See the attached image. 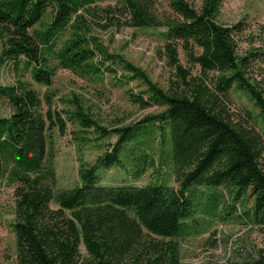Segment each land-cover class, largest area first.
I'll list each match as a JSON object with an SVG mask.
<instances>
[{"label":"trees","instance_id":"1","mask_svg":"<svg viewBox=\"0 0 264 264\" xmlns=\"http://www.w3.org/2000/svg\"><path fill=\"white\" fill-rule=\"evenodd\" d=\"M223 1L202 0L196 6L169 0L170 12L159 14L152 0H0V70L12 64L18 76L13 84L0 83V100L11 108L10 115L0 116V190L15 188L18 264H188L181 261L178 238L202 223L211 225L223 191L231 201L219 218L242 219L235 213L241 206L264 235V128L256 126L252 110L235 111L230 96L238 82L264 116V33L258 45L256 37L240 53L244 27L218 22ZM122 17L130 27L165 28L167 60L175 70L167 88L110 53L92 34L97 19L114 26ZM180 44L198 74L181 64ZM113 66L126 72L122 79L146 85L148 95L130 91L133 104L161 111L109 129L76 94L65 99L66 107L54 104L50 89L59 70L102 81L116 72ZM35 84L48 89L42 95ZM69 124L79 147L93 141L94 133L97 140L111 134L117 139L94 164H81V184L55 190L52 130L66 133ZM150 124L162 131L169 126L178 185L100 186L98 167L121 164L125 144L140 149L139 137ZM139 158L143 170L155 167L148 152L140 151ZM206 191L201 221L198 208ZM52 201L59 207L52 208ZM234 264H264V249Z\"/></svg>","mask_w":264,"mask_h":264},{"label":"rangeland","instance_id":"2","mask_svg":"<svg viewBox=\"0 0 264 264\" xmlns=\"http://www.w3.org/2000/svg\"><path fill=\"white\" fill-rule=\"evenodd\" d=\"M159 14L170 12L169 0H152ZM196 6H200L202 0H188ZM170 14L174 15L173 12ZM218 22L226 25L242 23L244 30L239 35V52L248 49L250 41L258 38L254 45L260 43V35L264 33V0H224ZM92 34L97 35L110 53L120 54L135 65L144 69L154 82L167 88L174 69L169 65L165 51L166 40L162 34L165 28H134L125 24L123 17L121 22L114 26L107 25L106 20H96ZM2 44L0 42V51ZM181 64L193 73H199V67L187 62V58L180 44ZM110 65V62L107 63ZM112 65V64H111ZM264 68V63L262 64ZM116 72L104 75L102 81L83 78L69 70L61 69L55 78L50 92L55 93L54 104L66 107L69 104L65 99L74 94L79 96L81 103L89 110L93 118L100 125L113 129L114 127L136 123L146 115L158 113L161 108L151 106L141 109L130 101V91L139 95L144 93L146 85L137 79H122L123 69L113 66ZM17 71L10 64L0 70V83L13 84L17 80ZM26 78H30L29 74ZM122 79V80H121ZM42 95L47 91L46 86L35 84ZM233 100V109L243 112L250 109L254 113L255 123L259 129L264 128V116L259 107L251 99L249 93L238 88V82L233 84L230 91ZM11 108L7 101L0 100V116H8ZM162 125V122L160 123ZM74 126L68 125L66 133H62L57 127L52 130L51 150L54 154L56 169L55 190L67 189L81 184L80 167L82 163L90 166L95 163L97 156L106 149H112L117 136L111 134L104 139H95L98 134H92L93 141L88 145L79 147L74 139L72 130ZM76 129V128H75ZM164 134V136H161ZM169 126L165 124L164 130L157 125H151L145 130V135L139 137L138 145L125 144L121 152V164L111 167L99 166L97 169L98 184L100 186L134 185L142 186L149 183L175 185V165L170 158ZM110 144V145H106ZM134 148L130 154L129 149ZM140 151L148 152L155 158V167L143 170L145 162L139 158ZM129 155V156H128ZM163 160L160 166L158 161ZM200 190V189H199ZM15 188L4 186L0 190V264H18L16 235L13 228L15 220ZM224 197L218 207V216L211 225L202 223L190 232L178 238L180 243L181 261L188 264H234L235 261L245 260L249 256H256L259 249H264V235L258 227L252 226L243 213L241 206L237 207L236 214L242 215V219L229 218L221 220L225 214V205L231 201V195L223 191ZM209 192L201 196L198 215L201 221L204 216V203ZM250 204V203H249ZM52 208L59 206L55 201L51 202ZM208 218V217H207ZM81 251L85 255L86 248L81 245Z\"/></svg>","mask_w":264,"mask_h":264}]
</instances>
